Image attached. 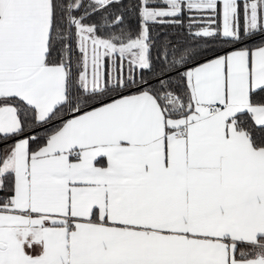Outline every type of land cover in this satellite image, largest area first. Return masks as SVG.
<instances>
[{
  "label": "snow or ice",
  "instance_id": "snow-or-ice-1",
  "mask_svg": "<svg viewBox=\"0 0 264 264\" xmlns=\"http://www.w3.org/2000/svg\"><path fill=\"white\" fill-rule=\"evenodd\" d=\"M0 264H264V0H0Z\"/></svg>",
  "mask_w": 264,
  "mask_h": 264
}]
</instances>
